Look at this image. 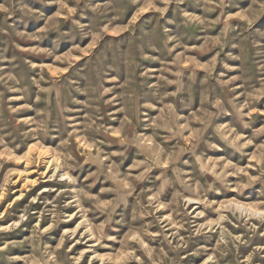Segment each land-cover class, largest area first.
I'll use <instances>...</instances> for the list:
<instances>
[{
	"label": "rangeland",
	"instance_id": "obj_1",
	"mask_svg": "<svg viewBox=\"0 0 264 264\" xmlns=\"http://www.w3.org/2000/svg\"><path fill=\"white\" fill-rule=\"evenodd\" d=\"M0 264H264V0H0Z\"/></svg>",
	"mask_w": 264,
	"mask_h": 264
},
{
	"label": "bare ground",
	"instance_id": "obj_2",
	"mask_svg": "<svg viewBox=\"0 0 264 264\" xmlns=\"http://www.w3.org/2000/svg\"><path fill=\"white\" fill-rule=\"evenodd\" d=\"M49 162H51L52 164H54V166H55V169L57 170L60 166H59V163H58V159H52V160H50Z\"/></svg>",
	"mask_w": 264,
	"mask_h": 264
}]
</instances>
